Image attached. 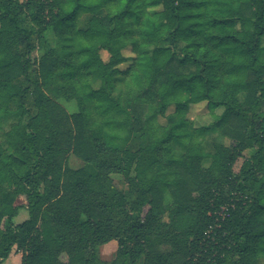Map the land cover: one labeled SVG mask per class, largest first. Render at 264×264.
<instances>
[{
  "label": "trees",
  "instance_id": "trees-1",
  "mask_svg": "<svg viewBox=\"0 0 264 264\" xmlns=\"http://www.w3.org/2000/svg\"><path fill=\"white\" fill-rule=\"evenodd\" d=\"M12 251L264 264V0H0V264Z\"/></svg>",
  "mask_w": 264,
  "mask_h": 264
},
{
  "label": "rangeland",
  "instance_id": "rangeland-1",
  "mask_svg": "<svg viewBox=\"0 0 264 264\" xmlns=\"http://www.w3.org/2000/svg\"><path fill=\"white\" fill-rule=\"evenodd\" d=\"M56 45V38L54 36V34L52 33V31H49L46 36L44 37L40 47L38 48V53L39 54H43V53H47L48 50L53 49ZM125 54L129 55L130 52L125 51ZM102 58L103 59H107L108 54L104 51H102L101 53ZM89 81L91 83V85L96 88L98 87V85L100 84V79L97 76H91L89 78ZM58 101L65 107V109L69 112V113H77L79 111V106L78 103L76 101V99H65L63 97H57ZM172 107H170L168 109V111H171ZM222 111L221 108H217L215 110L216 114H220ZM188 117L191 118V120L193 121L195 126H201V125H208L209 123H211L212 119H213V115L210 112V109L208 108L207 104L204 102L198 103V104H192L189 108V112H188ZM216 135L215 134H210V136H208V138H210V140H212L213 138H215ZM175 147V152L177 154H180L184 151V146H179L177 144L174 145ZM68 165L75 169V168H79L83 165V161L78 158L77 156H75L74 154H69V159H68ZM113 177V181L115 182V185L121 189V190H125L127 189V184L125 183V181L123 180V177L121 175L118 174H114L112 175ZM166 202L169 201V197L168 195L166 196ZM28 218V212L25 208H21L18 212V214L16 216H14L13 218V222L14 223H19L25 219ZM116 249H117V242L115 240L109 241L106 244H103L102 246L99 247V255L101 257L102 260L105 261H111L116 254ZM15 254H17L15 251H12V253L10 254V256L2 263V264H19L21 263L19 259V257L15 258ZM15 258V259H14ZM62 261L63 264H67V256H62Z\"/></svg>",
  "mask_w": 264,
  "mask_h": 264
},
{
  "label": "crops",
  "instance_id": "crops-1",
  "mask_svg": "<svg viewBox=\"0 0 264 264\" xmlns=\"http://www.w3.org/2000/svg\"><path fill=\"white\" fill-rule=\"evenodd\" d=\"M17 257L21 258V254H20V253L15 254V258H17ZM15 258H14V259H15ZM19 260H21V259H19ZM20 262H21V261H20ZM19 264H21V263H19Z\"/></svg>",
  "mask_w": 264,
  "mask_h": 264
}]
</instances>
